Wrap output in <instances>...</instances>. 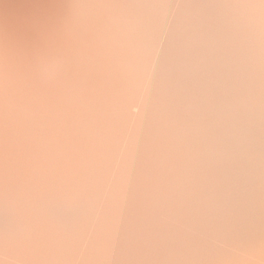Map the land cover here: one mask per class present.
I'll return each instance as SVG.
<instances>
[{
    "label": "bare ground",
    "instance_id": "1",
    "mask_svg": "<svg viewBox=\"0 0 264 264\" xmlns=\"http://www.w3.org/2000/svg\"><path fill=\"white\" fill-rule=\"evenodd\" d=\"M0 264H264V0H0Z\"/></svg>",
    "mask_w": 264,
    "mask_h": 264
},
{
    "label": "clouds",
    "instance_id": "2",
    "mask_svg": "<svg viewBox=\"0 0 264 264\" xmlns=\"http://www.w3.org/2000/svg\"><path fill=\"white\" fill-rule=\"evenodd\" d=\"M11 27L25 57L30 49H40V53L31 61L33 71L38 76L45 77L57 67L58 57L54 52L58 29L53 22L42 20L32 13H24L12 22Z\"/></svg>",
    "mask_w": 264,
    "mask_h": 264
}]
</instances>
